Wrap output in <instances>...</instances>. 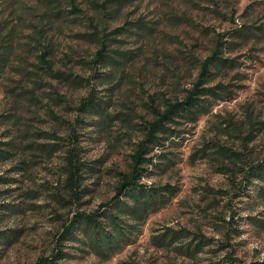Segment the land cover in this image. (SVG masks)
<instances>
[{"label":"rangeland","instance_id":"obj_1","mask_svg":"<svg viewBox=\"0 0 264 264\" xmlns=\"http://www.w3.org/2000/svg\"><path fill=\"white\" fill-rule=\"evenodd\" d=\"M45 5L0 0V23L5 33L13 31L0 79V151L14 153L0 158V264H36L58 249L67 255L59 264H222L232 250L237 264H264V228L254 223L264 218V199L255 187L242 194L235 186L246 163L264 157V0H130L117 15H106L108 33L132 23L109 43L111 50L136 57L122 62L124 78L113 91L102 84L107 71L99 68L97 97L107 104L95 119L77 110L91 87L69 86L39 63L49 50L53 73L88 79L96 51L88 38L95 9L76 0L82 14L70 15L66 2L60 8L64 14L53 17L56 11ZM138 20L145 29L136 27ZM217 41L226 62L211 69L213 86L224 91L209 101V112L197 123L177 127L180 138L149 155L153 165L142 184L173 188L168 206L149 216L132 242L109 257L95 253L82 235L77 242L58 243L74 216L93 214L113 199L118 174L127 170L152 120L151 106L183 98ZM73 128L84 165L81 189L87 192L62 204L56 196L69 200L64 159L75 139ZM232 219L242 234L231 233L227 240L224 220ZM170 229L213 243L186 256L175 249L191 239L157 244ZM218 242L228 249L220 251Z\"/></svg>","mask_w":264,"mask_h":264},{"label":"trees","instance_id":"obj_2","mask_svg":"<svg viewBox=\"0 0 264 264\" xmlns=\"http://www.w3.org/2000/svg\"><path fill=\"white\" fill-rule=\"evenodd\" d=\"M45 1V6L52 11L53 17H60L64 12L60 9L63 3H68L71 7L70 15L82 14L84 11L77 8L76 0H42ZM130 0H86L93 6L96 12V17L89 19V28L91 33H88V38L96 45V51L91 57L89 65L91 66V75L88 79H73L70 74L64 72L53 73L52 64L47 61V56L51 51L46 50L39 56V63L46 66L47 72L52 76L63 80L69 86H77L86 84L91 87L90 92L79 102L77 110L81 114L91 116L93 119L104 114L107 102H101L97 97V87L99 84L100 71L99 68L107 72H103L105 76L102 80L104 86L112 85L111 90H115L116 86L123 81L124 76L122 62L134 59L136 56L121 50L110 49V36H122L129 31L132 23L126 21L124 27L116 28L112 33H108L105 26L104 17L106 15L114 16L120 13L126 2ZM74 4V5H73ZM75 20V19H74ZM136 27L140 30L145 29V23L138 20ZM6 26L0 23V79L6 66L9 63V54L11 43L8 38L12 35V30L6 31ZM113 41H116L114 39ZM222 42L217 41L214 52L206 58L200 67V74L196 82L190 89H187L183 98L174 100H166L159 107L151 106L152 120L147 123L144 129L143 140L134 149V153L130 156L129 165L126 171L118 174V182L115 187V196L111 201L102 205L98 211L93 214L78 213L64 226L63 233L59 236V241L71 240L77 242L78 235H82L87 240V245L99 256L109 257L114 255L125 245L132 242V238L139 233L140 225H143L149 216L159 212L161 209L168 206L171 197L176 194L175 190L169 185L161 187H148L142 184L143 177L147 176L150 171L149 167L153 165V158L149 155L153 154L156 147H163L164 142L180 138V129L178 126H183L185 123H197L200 118L209 112L212 98H219V90L224 91L221 85L213 86V67L220 66L226 61L221 58ZM97 86H96V85ZM32 93V92H31ZM154 102V99H152ZM185 122V123H184ZM73 136L75 139L65 154L64 172L65 185L64 190L69 196V200L63 195H57V201L62 204L73 203L76 200L82 199L87 191L82 188L83 167L80 160L81 149L75 142L77 141L75 128H73ZM248 139V138H247ZM7 143L6 146H9ZM8 150L0 151V158L5 160L9 156H13ZM170 164H173L172 159H167ZM158 166V165H155ZM92 170V168L90 167ZM243 177L239 184H235L241 191L246 192L249 187H255L256 195L264 199V157L262 159L251 160L246 163V167L242 169ZM242 193V194H243ZM169 194V195H168ZM246 194V193H245ZM264 217V214H262ZM242 220V219H241ZM259 227L264 228V218H256ZM225 222L226 234L225 239L230 240L231 233H236L238 236L242 234V230L238 227L239 221L232 219L231 222ZM192 236V237H191ZM182 238L191 239L186 244V247L178 249L182 254L193 257L204 250L205 247L212 245L213 241L202 238L199 235H192L189 231L184 233H175L171 229L158 237V245L169 246ZM220 245V251L228 249L229 244ZM58 247L64 245L57 244ZM65 247V246H64ZM234 251H229V259L222 264H237L239 260L233 257ZM66 253L63 250L54 251L52 257L41 258L36 264H59Z\"/></svg>","mask_w":264,"mask_h":264}]
</instances>
